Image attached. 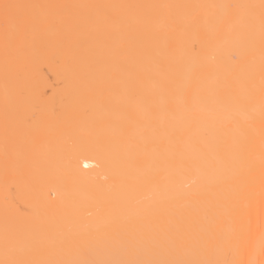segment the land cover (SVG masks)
I'll list each match as a JSON object with an SVG mask.
<instances>
[{
    "label": "bare ground",
    "instance_id": "1",
    "mask_svg": "<svg viewBox=\"0 0 264 264\" xmlns=\"http://www.w3.org/2000/svg\"><path fill=\"white\" fill-rule=\"evenodd\" d=\"M3 3L171 7L36 9L55 23L19 53L0 23V260L7 234L9 255L264 264L259 8L222 7L261 0Z\"/></svg>",
    "mask_w": 264,
    "mask_h": 264
},
{
    "label": "snow or ice",
    "instance_id": "2",
    "mask_svg": "<svg viewBox=\"0 0 264 264\" xmlns=\"http://www.w3.org/2000/svg\"><path fill=\"white\" fill-rule=\"evenodd\" d=\"M168 5H36V4H20V3H3L0 4V23H2L4 29V35L6 42L11 37L16 42V52H20L21 45L27 38V36L34 32L38 27L47 28L55 23L54 15L41 17L36 14L35 10L40 8H83V9H139V8H151L158 11L163 8H168ZM226 9L235 8H259V28H260V47H261V67H260V103H261V119L264 122V0L256 5H223ZM95 14H91L87 19L93 20ZM108 17H105L107 20ZM257 17L252 15L249 17L248 26L253 28L255 26ZM119 22L126 24V18L120 17ZM174 30V29H173ZM134 35V30H131ZM192 50H196V46L193 45ZM161 62L167 59L166 55L160 54ZM232 59L235 61L238 59L237 56H233ZM144 73L138 71L135 75L133 83L129 85V93L131 96L136 94H145L143 89ZM254 91V83L251 85ZM162 90L167 91L170 95L173 93V82L166 79L162 84ZM16 95L21 97L23 95L22 90L17 89ZM248 99H251V94ZM234 103L237 105L243 103L239 98H234ZM155 112L162 111V107L153 105ZM28 121L25 120V123ZM129 122L135 123V113H130ZM261 148L264 149V137L261 140ZM87 167V165H85ZM5 245V259L0 260V264H235L234 261L228 259V252L230 249L225 250L224 259H201V258H184L178 254H169L167 258H157L156 255L140 256L135 252L130 253L126 258L116 259H56V258H42L44 255L40 249H28L23 248L19 250H13L14 254L9 255V237L6 234L4 238ZM176 246L174 245V248ZM202 247H207V242L202 244ZM81 255L86 256L87 250L82 249ZM253 264V262H250Z\"/></svg>",
    "mask_w": 264,
    "mask_h": 264
}]
</instances>
